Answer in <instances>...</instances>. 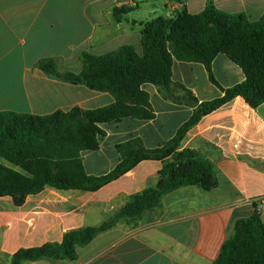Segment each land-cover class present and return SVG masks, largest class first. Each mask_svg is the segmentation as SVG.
Instances as JSON below:
<instances>
[{"label": "crops", "instance_id": "obj_1", "mask_svg": "<svg viewBox=\"0 0 264 264\" xmlns=\"http://www.w3.org/2000/svg\"><path fill=\"white\" fill-rule=\"evenodd\" d=\"M152 1L0 0V112L46 116L113 104L111 94L48 76L38 62L54 59L61 70L78 74L83 52L102 56L132 46L142 54L144 25L157 17L182 8L199 14L210 2L221 12L244 13L252 21L264 15V0H156L165 7V15L150 5ZM141 3H147L143 13ZM121 7L130 12L118 22L114 9ZM151 7L155 9L150 11ZM126 18L136 24L126 23ZM211 69L223 89L246 80L243 70L224 54L214 59ZM173 81L191 91L199 104L224 96L200 63L175 61ZM143 89L156 117L102 124L105 136L98 150L83 153L89 175L99 177L115 169L121 160L118 145L140 138L148 149L162 147L192 117L195 108L183 91L168 93L172 100L152 84ZM182 148L198 152L214 165L215 189L189 186L166 195L161 207L143 219L120 221L98 235L79 249L77 260L27 264H212L238 219L258 211L264 222V103L254 109L242 97L234 98L202 117L188 131ZM162 168L160 161H143L96 192L48 187L28 196L22 207L9 196L0 197V264H11L20 249L61 243L70 230L101 225L131 196L155 186Z\"/></svg>", "mask_w": 264, "mask_h": 264}, {"label": "trees", "instance_id": "obj_2", "mask_svg": "<svg viewBox=\"0 0 264 264\" xmlns=\"http://www.w3.org/2000/svg\"><path fill=\"white\" fill-rule=\"evenodd\" d=\"M129 12L127 7L116 8L114 17L122 22ZM142 47V54L132 46L102 56L83 52L82 71L78 74L61 70L54 59L38 62L37 67L48 76L111 94L115 102L109 106L74 108L46 116L0 112V197H11L16 207H22L28 196L48 187L59 192H96L143 161L163 163L156 185L131 196L118 213L101 225L70 230L61 243L20 249L12 255L11 264L77 260L79 249L98 235L120 221L134 223L143 219L161 207L166 195L189 186L204 191L218 186L214 165L198 152L182 148V142L202 117L238 96L254 109L264 103V15L252 21L244 13L221 12L211 2L199 14L182 8L171 16L147 22L142 30ZM220 54L243 70V83L223 89L215 80L211 66ZM175 61L203 64L211 82L223 90L224 96L199 104L191 91L174 83ZM145 84L158 87L164 97L172 100L168 93L183 91L195 108L192 117L162 147L148 149L140 138L118 145L121 160L115 169L99 177L89 175L83 153L98 150L105 136L102 124L156 117L150 95L143 89ZM212 264H264V222L258 211L235 222Z\"/></svg>", "mask_w": 264, "mask_h": 264}, {"label": "rangeland", "instance_id": "obj_3", "mask_svg": "<svg viewBox=\"0 0 264 264\" xmlns=\"http://www.w3.org/2000/svg\"><path fill=\"white\" fill-rule=\"evenodd\" d=\"M147 3H141L140 4V6H141V9L139 10V11H141L142 13L144 12L143 11V8H144V6H147L146 5ZM150 5L151 6H156V7H159V9H161V14H164L165 15V13H166V9H165V7L164 6H162L163 4L162 3H160L159 1H156V0H153L152 2H150ZM155 8L154 7H151L150 8V11H153ZM184 99V98H183Z\"/></svg>", "mask_w": 264, "mask_h": 264}, {"label": "water", "instance_id": "obj_4", "mask_svg": "<svg viewBox=\"0 0 264 264\" xmlns=\"http://www.w3.org/2000/svg\"><path fill=\"white\" fill-rule=\"evenodd\" d=\"M125 21H126V23H130L131 22L133 25L136 24V21H134V20L131 21L129 18H126ZM140 25H143V23H140Z\"/></svg>", "mask_w": 264, "mask_h": 264}, {"label": "built area", "instance_id": "obj_5", "mask_svg": "<svg viewBox=\"0 0 264 264\" xmlns=\"http://www.w3.org/2000/svg\"><path fill=\"white\" fill-rule=\"evenodd\" d=\"M171 15H172V13L169 16H171Z\"/></svg>", "mask_w": 264, "mask_h": 264}]
</instances>
